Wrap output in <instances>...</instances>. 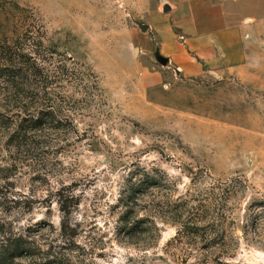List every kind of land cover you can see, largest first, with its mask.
Segmentation results:
<instances>
[{"label":"rangeland","instance_id":"1","mask_svg":"<svg viewBox=\"0 0 264 264\" xmlns=\"http://www.w3.org/2000/svg\"><path fill=\"white\" fill-rule=\"evenodd\" d=\"M177 3L0 0V64L53 118L28 153L0 135L16 264H264V0L236 76L165 56Z\"/></svg>","mask_w":264,"mask_h":264},{"label":"crops","instance_id":"2","mask_svg":"<svg viewBox=\"0 0 264 264\" xmlns=\"http://www.w3.org/2000/svg\"><path fill=\"white\" fill-rule=\"evenodd\" d=\"M260 7L255 0H180L171 12L179 34L167 29L160 47L187 76L239 75L252 63Z\"/></svg>","mask_w":264,"mask_h":264},{"label":"trees","instance_id":"3","mask_svg":"<svg viewBox=\"0 0 264 264\" xmlns=\"http://www.w3.org/2000/svg\"><path fill=\"white\" fill-rule=\"evenodd\" d=\"M30 70V69H28ZM26 70V71H28ZM34 74L33 72H30ZM14 75L23 76L22 69H17L12 64H0V135L5 138L8 148L16 152H27L33 149L37 142L35 138L42 133L52 121V113L43 110L35 116L32 109L33 99H27L29 104H23L25 99L21 98L24 85L14 81ZM45 86L43 85V88ZM3 181H8L11 170L0 171ZM8 186L4 184V187ZM7 197H0V208L4 209ZM13 202V201H12ZM64 214L68 211L60 207ZM12 224L5 219H0V264H16V260L34 256L31 242L15 235L11 231ZM47 250L44 264H54V256ZM51 254V255H50ZM29 264V263H28ZM64 264V263H59Z\"/></svg>","mask_w":264,"mask_h":264},{"label":"water","instance_id":"4","mask_svg":"<svg viewBox=\"0 0 264 264\" xmlns=\"http://www.w3.org/2000/svg\"><path fill=\"white\" fill-rule=\"evenodd\" d=\"M168 10H169V8L166 7V8H165V11H168ZM140 29H141L143 32H146L147 29H148V27L145 26V25H140ZM158 61H159L162 65H167V63H168V60L165 59V58H163V57H159V58H158Z\"/></svg>","mask_w":264,"mask_h":264}]
</instances>
